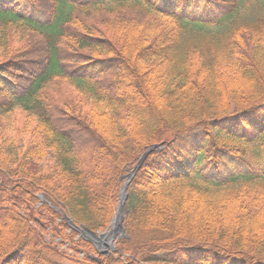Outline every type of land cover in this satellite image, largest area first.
I'll return each mask as SVG.
<instances>
[{
	"label": "trees",
	"instance_id": "trees-1",
	"mask_svg": "<svg viewBox=\"0 0 264 264\" xmlns=\"http://www.w3.org/2000/svg\"><path fill=\"white\" fill-rule=\"evenodd\" d=\"M160 3L0 0V264H264V0Z\"/></svg>",
	"mask_w": 264,
	"mask_h": 264
},
{
	"label": "water",
	"instance_id": "water-1",
	"mask_svg": "<svg viewBox=\"0 0 264 264\" xmlns=\"http://www.w3.org/2000/svg\"><path fill=\"white\" fill-rule=\"evenodd\" d=\"M153 148L154 147H151L149 150H151ZM130 175H131V177L133 176L132 173H130ZM123 190H122V192H123ZM123 204H124L123 199H121L118 202V205L116 208L117 210L115 212L114 217L111 219L112 221H111L109 227H107L105 229V232L99 231L97 234H95V233L93 234L92 232L87 230L81 224L74 223L71 220V218H69L65 214H64V218H65L66 222L69 224V226L73 227L77 232H79V235L82 238H84L87 241H89L90 243H92L99 253L106 254L104 251H102V248H105L106 246H108L111 250H114L115 243L112 242V238L116 237L118 239L121 234L125 233V230H124L123 224H122V222H123V219H122L123 218V208H122Z\"/></svg>",
	"mask_w": 264,
	"mask_h": 264
},
{
	"label": "rangeland",
	"instance_id": "rangeland-1",
	"mask_svg": "<svg viewBox=\"0 0 264 264\" xmlns=\"http://www.w3.org/2000/svg\"><path fill=\"white\" fill-rule=\"evenodd\" d=\"M77 1H84V0H77ZM86 1H90V0H86ZM147 2H151L152 5H160L161 3V0H147ZM108 4V0H104V4ZM244 13V15L248 16L249 17V14H250V10L248 9H244V11L242 12ZM47 91V95L48 96H52L55 101H57V103H63L64 101L66 100H69L70 98H67V97H70V96H75V93H71V91L68 89V86L66 83L62 82V81H59V80H56L54 81L53 83H51L49 85V87L46 89ZM63 100V101H62ZM16 119L19 120L22 118V115L21 114H18L16 113ZM9 130L7 131H4V133H8ZM10 141L12 140V138H9ZM10 141H7L5 143L2 144L1 148L4 150V151H7L8 149L10 150L12 147H10L9 145V142ZM41 201H45V197L42 195V199ZM56 211H59V210H56ZM61 212V211H60ZM120 235V234H119ZM47 238V237H46ZM116 240V237H113L112 238V242L115 243L114 241ZM115 249H116V244L114 245V251H112L110 248H108L107 246L105 248H103L102 250L108 254H113L115 252ZM61 250H64V246L62 247ZM32 254L34 255H37L38 252H33V251H30ZM52 258V257H51ZM53 261H56L58 264H70L69 262H67L66 260H58L56 258H52Z\"/></svg>",
	"mask_w": 264,
	"mask_h": 264
}]
</instances>
